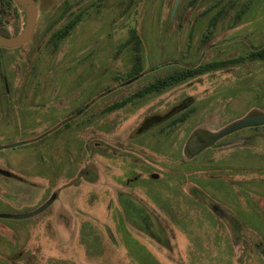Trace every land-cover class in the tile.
<instances>
[{"label":"rangeland","instance_id":"374dc122","mask_svg":"<svg viewBox=\"0 0 264 264\" xmlns=\"http://www.w3.org/2000/svg\"><path fill=\"white\" fill-rule=\"evenodd\" d=\"M35 1L37 21L30 40L16 49L0 48V215L30 213L57 185L77 178L76 165L65 159L59 145L65 143L67 153L73 152V132L81 130L78 137H85L91 131L84 119L94 109L88 110L85 100L77 103L86 89L102 107L124 102L113 113L121 118L114 122L120 136L121 127L133 128L144 116L159 117L155 114L193 99L178 114H189L187 120L167 130L173 134L166 140L158 135L159 126L135 139L153 151L167 141L161 156L147 154L151 168L142 158L136 166L143 174L153 172L158 177L142 176L131 184L146 210L139 213L134 206L127 212L154 233L157 221L158 244L133 229L122 234L112 213L117 209L111 206L108 214L107 196L96 201L94 190L102 196L103 190L112 188V197L129 191L111 181L110 177L119 176L117 172H124L122 180L133 177L130 163L106 171L105 162L99 161L97 186L65 190L67 200L71 196L82 201L76 204L81 211L77 215L86 221L84 226L92 227L79 226L62 240L51 229V207L15 222L24 227L33 224L36 237L29 240L27 250L36 264H264V125L232 131L194 156L185 153L194 129L213 135L244 116L264 113V60L230 65L158 93L133 97L181 69L264 49V0H239L235 9L221 0L218 9L227 12L211 28L218 0H180L172 17L173 0ZM242 2L247 8L237 19L235 11ZM2 10L5 32L18 34L23 24L20 10L15 4L0 6ZM74 17L72 30L56 40V32ZM136 67L145 75L128 83L113 82L117 74L132 78ZM113 85L119 87L104 91ZM73 103L76 106L69 112H61ZM54 140L57 145L47 146ZM192 195L213 201L224 224ZM120 202L125 210L127 198ZM230 218L246 229H235L239 238L233 239L227 227ZM14 240L20 241L15 235L0 234V264H15L4 257L6 242Z\"/></svg>","mask_w":264,"mask_h":264},{"label":"flooded vegetation","instance_id":"af4514ba","mask_svg":"<svg viewBox=\"0 0 264 264\" xmlns=\"http://www.w3.org/2000/svg\"><path fill=\"white\" fill-rule=\"evenodd\" d=\"M131 73V72H130ZM129 73V75H130ZM130 79L126 80L122 76L116 75L115 80L113 81L114 83L118 84V80L122 79L121 82H126L128 83L131 79H134L137 76L145 75V73H142L139 68H135L132 70ZM162 78V77H161ZM160 79V78H159ZM120 82V81H119ZM120 82V83H121ZM153 83V82H152ZM152 83L148 84L145 86L143 89L136 91L133 94L134 98H140L148 94L152 93H158L159 91L139 95L141 91H143L146 87L150 86ZM122 85V84H121ZM6 86V84H5ZM123 86V85H122ZM174 86V85H173ZM117 85L109 86L107 89L104 91H114L117 89ZM172 87V86H171ZM103 89H101L102 91ZM91 89H86L85 93H82L80 98L77 100V103H81L82 100H85V106L88 110H91L92 108L94 110L91 111V115L86 117L84 119V122L89 125V128L91 131H88L89 133L84 137H78L79 134L83 133L81 130L73 132L75 134V147L73 152H68L66 151V146L64 144H60L59 146L64 148L65 151V159L69 158L72 162L73 165H76L75 169V174L77 176L76 179H72L71 181H68V183H65L63 185H57L56 188L52 189L47 196L42 200V205L44 203H47V206L45 209H48L51 207V211L49 214V222H51V229L53 230L54 235L57 237L61 238L63 240L62 236H67L69 239V234L73 232V230H77L79 226L81 228L83 227H92V224L85 225L86 221L82 220L83 218L79 217L78 215H81V211L76 209L77 208V203L82 202L79 199L78 202L76 200H73L70 196V201L67 200V195H65V190L68 188H71L73 186H81L88 184L90 186L98 185L99 181V171H98V163L99 161H104L106 168L104 170L108 171L107 169L112 168V170H116L115 166H122L123 164H132L133 167L131 168L133 171V177L129 179H121L119 172V176H112L110 177L111 181L114 182L115 184H120V186L125 189H128L129 191H120L117 194H115V197L110 192H114V189L112 188H106L103 190L104 194L102 196H99L97 193V190H94L93 195H96L97 197L95 198L96 201L97 199H100L98 197L104 198L107 196V203H108V214H111V209L116 208L117 210L112 211L113 216L117 217L119 219V224H121L120 227V232L122 234H127L129 233L130 229L135 230L137 233L144 235L148 237L150 240L158 244V236L159 234V227L156 219L151 218L153 221H156V226H155V233L153 231H149L146 227H143L141 225L139 220H132L130 217L127 215V212L134 210V206H136V210L140 213V209L146 210L142 205H141V199L139 198V192L137 189H135V185L132 187L131 184L136 183L140 180H142V176L144 177H149L151 180H156L158 179L157 175L155 173L150 172V173H145L143 174L141 171V167L137 169V165H140L141 161L140 159L142 158L143 161H145L146 166L148 165L149 168H151L152 165L148 163L147 160V154H153L154 156H161L163 154V149L165 147L166 149V143L167 141L166 138H168L170 135L173 134V132L167 131L169 129H173L177 127V124L182 123L187 120V115L186 119L182 122L179 121L180 117L182 115L178 116V114L181 111L186 110L190 104H192L193 99L192 98H187L185 100H182L180 103L177 105H174L173 107L167 109L164 112H160V114H155L160 117V120L158 123L152 124L150 127L144 130H140V127L142 123L150 118V117H157V116H144L143 118L139 119L137 123H135V126L132 128V126L126 127L124 130V127H121L123 131V135L120 136L119 132H116L115 127H114V122L118 120L120 117H114L119 114H113L115 111H120L124 107V102H121L120 104L117 103H112L111 105H107L106 107H102L100 104L96 103V95H89ZM87 93V94H86ZM106 93V92H104ZM104 93H101L104 95ZM89 97V98H88ZM76 106V103L72 104L71 106L64 108L61 112L65 113L69 112L72 108ZM78 107L76 111L78 112ZM148 117V118H147ZM121 120V118H120ZM82 123V122H80ZM153 126H159V133L158 135H164L163 137L165 138L164 141H162L160 144V147L158 150L154 149L152 150V146H146L143 143L136 142L135 139L140 136L142 133L146 132ZM77 128V127H76ZM101 128V131H100ZM104 128V130H102ZM166 130V131H164ZM48 133V132H46ZM200 136V137H199ZM212 135L206 134L205 131H202L200 129H194L190 137L188 138V141L185 146L186 154L189 155L187 151V144L192 138H195L194 142L192 143L191 147H195L197 144L204 142L207 138L211 137ZM155 136H151V138H154ZM156 139V138H155ZM154 139V140H155ZM57 145V141H51L47 144V146H54ZM207 147L202 148L201 150L205 149ZM200 150V151H201ZM199 151V152H200ZM197 152L196 154H198ZM170 153V152H169ZM133 154V155H132ZM171 154V153H170ZM194 154V155H196ZM129 155H132L133 158H135L134 162L131 159ZM193 155V156H194ZM69 159L66 160V162H69ZM139 160V161H138ZM70 165V162H69ZM147 166V167H148ZM115 168V169H114ZM130 168V166H129ZM120 169H122L120 167ZM117 171V170H116ZM90 175H89V173ZM125 180V181H124ZM78 182V183H76ZM119 182V183H118ZM122 182V183H121ZM87 187V185H86ZM59 188V189H58ZM135 190V193L130 192V190ZM94 197V196H93ZM121 197H126L127 198V206L126 209L124 210L123 205H121L120 198ZM76 199V197H74ZM76 207L73 210L72 207L74 204ZM41 205V206H42ZM112 206V208H111ZM115 206V207H114ZM39 208V207H38ZM80 211V212H79ZM143 211V210H142ZM114 213H117L118 215L115 216ZM78 214V215H77ZM8 215V214H5ZM18 215V214H17ZM20 215V214H19ZM24 215V214H21ZM143 218L146 219L145 213L142 214ZM32 216V215H31ZM28 216V217H31ZM28 217H2L0 216V234H11L15 235L18 240H14L11 243L6 242L5 247L6 250L8 251V255L4 256L5 260H11L15 264H36L34 255L30 253L27 249L28 247V242L32 238L36 237L33 236V224L30 225H25L24 226H18L15 222L23 219H28ZM136 219H139V216L137 215L135 217ZM141 218V217H140ZM74 220V221H73ZM141 220V219H140ZM91 222V221H89ZM83 226V227H82ZM161 227V226H160ZM97 230V229H96ZM94 234V233H93ZM98 234V233H96ZM66 244V241L63 243ZM94 245L91 246V249H93Z\"/></svg>","mask_w":264,"mask_h":264},{"label":"trees","instance_id":"16d2710c","mask_svg":"<svg viewBox=\"0 0 264 264\" xmlns=\"http://www.w3.org/2000/svg\"><path fill=\"white\" fill-rule=\"evenodd\" d=\"M238 1L239 0H226V2L229 3V6L233 7L232 9H235V6L238 5ZM250 0H246V2H249ZM220 2L221 0H218L217 3H215V5L213 6V8L217 9L216 12V16H214L212 18V21H210L209 27H214L215 22L217 21V19L219 17H221L220 15H224L227 10L224 9L223 7L218 9V7L220 6ZM13 6L14 2L12 0H0V6L1 7H5V6ZM245 2H242L240 4V9L235 11L236 14V18L240 19L242 13L244 12V9L247 8V5ZM228 6V8H229ZM245 6V8H244ZM3 14L4 11L2 10V12H0V34L4 35V36H9L6 32H5V28H4V24H3ZM77 22V18H73L72 20H70L64 27L62 30H59L56 32V36L59 38H56V40H60L63 39L61 37H65L74 27V25ZM207 35V34H205ZM204 35V38L207 39V36ZM254 60H264V49L261 50H257V51H250L247 55L245 56H239L237 58H232V59H227V60H218V61H212V62H208V63H204V64H199L195 67H190V68H185V69H181L178 72H175L171 75L162 77L160 79L155 80L150 86L146 87L143 91L140 92L139 95H143V94H147V93H151V92H155V91H159L168 87H171L173 85H177L178 83L184 82L190 78H196L205 74H209L211 72L214 71H218L219 69H223L225 67H229L230 65H238L241 64L245 61H254ZM187 113L183 114L179 121L182 122L186 119L187 117ZM202 185V184H201ZM205 186V185H202ZM200 194V193H199ZM201 195V194H200ZM196 200L199 201V203L201 204H205V207L208 209L210 208V212L211 214L214 216V218L216 220H220L222 222V224H224V218H222L221 213L219 214L216 210H214V207H216V205L210 201L206 202L203 201L200 196L196 197L194 195H192ZM229 224H227V227L230 229L231 233L233 234V239L239 238V235L236 233L237 230H235L237 227L240 228L241 230H246L245 227L240 224L239 222H237V220H234L233 218L229 219ZM236 226V227H235ZM255 238H257L255 236ZM258 240V244L261 245V241L260 238H257ZM252 243V242H251Z\"/></svg>","mask_w":264,"mask_h":264},{"label":"water","instance_id":"95a60500","mask_svg":"<svg viewBox=\"0 0 264 264\" xmlns=\"http://www.w3.org/2000/svg\"><path fill=\"white\" fill-rule=\"evenodd\" d=\"M16 7L20 10L22 14V28L20 32L14 36H4L0 34V48L1 49H16L25 45L30 38L32 37L36 21H37V5L35 0H12ZM180 0H173L171 6V17L174 15L176 8L178 7ZM160 120L159 117H150L146 119L140 130L147 129L152 124L158 123ZM264 125V113L247 115L241 118L238 121L233 122L232 124L222 128L217 133L213 134L211 137L207 138L204 142L197 144L195 147H191L192 143L195 141V138H192L187 144V151L190 155H194L199 152L202 148L213 145L218 139L227 135L232 131H236L241 128L254 127ZM18 144H13L16 146ZM47 206V203H44L42 206L36 210L24 214V215H0L2 217H28L43 211Z\"/></svg>","mask_w":264,"mask_h":264},{"label":"crops","instance_id":"0c3cea01","mask_svg":"<svg viewBox=\"0 0 264 264\" xmlns=\"http://www.w3.org/2000/svg\"><path fill=\"white\" fill-rule=\"evenodd\" d=\"M139 195H140V193H139Z\"/></svg>","mask_w":264,"mask_h":264}]
</instances>
